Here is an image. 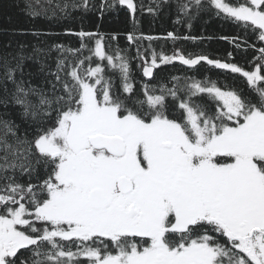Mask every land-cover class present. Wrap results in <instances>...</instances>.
<instances>
[{
	"label": "snow or ice",
	"instance_id": "1",
	"mask_svg": "<svg viewBox=\"0 0 264 264\" xmlns=\"http://www.w3.org/2000/svg\"><path fill=\"white\" fill-rule=\"evenodd\" d=\"M18 6L32 21L126 11L132 30L127 47L99 25L18 33L78 47L0 46V264H264V0ZM138 12L188 32L144 34ZM204 16L243 31L217 38L252 50L247 66L178 46L213 39L191 35Z\"/></svg>",
	"mask_w": 264,
	"mask_h": 264
},
{
	"label": "trees",
	"instance_id": "2",
	"mask_svg": "<svg viewBox=\"0 0 264 264\" xmlns=\"http://www.w3.org/2000/svg\"><path fill=\"white\" fill-rule=\"evenodd\" d=\"M140 3L141 0H136ZM150 0H143V3L147 5ZM21 4V0H0V46L4 43L11 42L15 47L18 43H24L26 45H37L45 46L52 42H61L74 47H78V40L75 37L70 36H54V37H40L37 40L31 35H19L20 30L28 31L33 28H38L43 31H52L56 33H63L65 29L79 30L83 26L86 30H95L96 26H100V31L105 33H118L119 34V45L121 47H127L126 33L132 30L131 20L126 11L117 13L106 14L103 19H100L98 15L89 13L81 20L79 13H73L72 18L64 20H53L44 21L36 20L32 21L26 17L18 5ZM174 15L161 14L153 17L147 13H137L138 27L137 31L144 34H150L154 36H163L167 31H173L179 28L181 33H187L188 29L184 26H177L172 23ZM212 36L211 40H203L197 43L192 41H180L178 46H181L188 51H200L204 50L211 53L213 56H226L228 51H233L234 59L247 66L246 61L251 60L252 50L247 53L243 49L237 51L225 40L218 39L219 36H244L243 31L236 28L235 25L230 24L224 20L218 18H209L204 16L198 18L193 22V28L191 29V35L200 36ZM44 43H41V42ZM250 42H252L250 40ZM115 44V42H113ZM147 41H145V44ZM153 45L159 51L163 47L166 51H171L172 45L170 42L166 43L164 40L153 41ZM132 54H135V50H132ZM55 53H53V56ZM50 65L54 69V60L49 61ZM206 67V66H205ZM133 74L137 81H141L144 78L136 69L135 61L132 62ZM28 71L36 72L38 65L32 62H28ZM179 66L172 68L171 66H161V69H157L158 76L167 77L170 73H178ZM203 72L204 69H201ZM231 76V74H229ZM216 77L213 76V79ZM228 83H234L236 87H245L244 82L237 78L235 81L231 79ZM135 87L139 90L140 84L136 83Z\"/></svg>",
	"mask_w": 264,
	"mask_h": 264
}]
</instances>
